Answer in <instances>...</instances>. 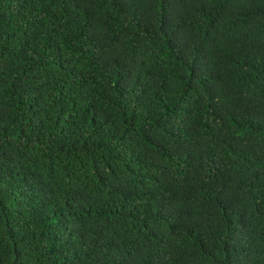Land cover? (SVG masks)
I'll list each match as a JSON object with an SVG mask.
<instances>
[{
	"label": "trees",
	"instance_id": "16d2710c",
	"mask_svg": "<svg viewBox=\"0 0 264 264\" xmlns=\"http://www.w3.org/2000/svg\"><path fill=\"white\" fill-rule=\"evenodd\" d=\"M0 264H264V0H0Z\"/></svg>",
	"mask_w": 264,
	"mask_h": 264
}]
</instances>
